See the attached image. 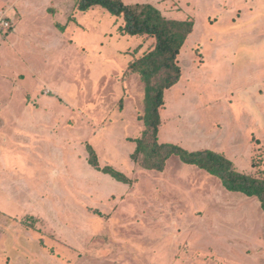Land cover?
I'll return each mask as SVG.
<instances>
[{"label":"rangeland","instance_id":"rangeland-1","mask_svg":"<svg viewBox=\"0 0 264 264\" xmlns=\"http://www.w3.org/2000/svg\"><path fill=\"white\" fill-rule=\"evenodd\" d=\"M193 18L164 90L158 141L211 149L264 177V0H124ZM0 264H264L255 197L172 155L131 159L153 39L75 0H0ZM113 166L128 183L87 163ZM254 163V167L251 163Z\"/></svg>","mask_w":264,"mask_h":264},{"label":"trees","instance_id":"trees-1","mask_svg":"<svg viewBox=\"0 0 264 264\" xmlns=\"http://www.w3.org/2000/svg\"><path fill=\"white\" fill-rule=\"evenodd\" d=\"M95 6L122 17L123 24L118 27L122 34L153 39V46L130 60L127 67L140 76L145 90V110L140 117L144 128L139 137L128 139L135 143L131 159L144 169L162 172L167 160L176 155L183 163L194 165L218 178L226 190L257 198L264 212V177L239 171L234 162L221 152L207 148L187 150L176 143L158 141L163 93L181 77L178 56L193 32L194 19L168 18L148 2L129 4L124 0H75L78 10L85 11ZM86 150L87 163L94 169L109 174L119 182H129L128 177L113 166L100 167L97 153L90 144L86 145ZM251 165L254 167L255 164L252 162Z\"/></svg>","mask_w":264,"mask_h":264},{"label":"built area","instance_id":"built-area-1","mask_svg":"<svg viewBox=\"0 0 264 264\" xmlns=\"http://www.w3.org/2000/svg\"><path fill=\"white\" fill-rule=\"evenodd\" d=\"M10 26L9 21L6 19H0V29H5L7 30V28Z\"/></svg>","mask_w":264,"mask_h":264},{"label":"crops","instance_id":"crops-1","mask_svg":"<svg viewBox=\"0 0 264 264\" xmlns=\"http://www.w3.org/2000/svg\"><path fill=\"white\" fill-rule=\"evenodd\" d=\"M157 7H158V6H157ZM3 19H5V18H3ZM6 20H7V19H6ZM119 26H120V25H119ZM119 26H118V27H119ZM1 30H3V29H0V31H1ZM193 30H194V29H193ZM190 35H191V34H190ZM190 35L188 36L189 38H190ZM186 42H187V40H186Z\"/></svg>","mask_w":264,"mask_h":264}]
</instances>
